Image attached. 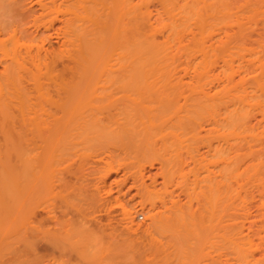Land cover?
<instances>
[{
  "label": "bare ground",
  "instance_id": "6f19581e",
  "mask_svg": "<svg viewBox=\"0 0 264 264\" xmlns=\"http://www.w3.org/2000/svg\"><path fill=\"white\" fill-rule=\"evenodd\" d=\"M32 1L29 6L24 0H0V203L17 204L16 209L19 205L21 262L38 264L36 203L51 187L58 153L67 149L62 147L66 145L62 128L71 126L79 139L87 130L107 126L109 120H129L136 103L145 107L155 102H136L128 95L124 103L117 97L119 103L114 104L109 99L116 92L111 89L167 86L181 95L186 92L182 100L156 106L184 132L187 127L195 131L191 128L196 126L197 136L199 129L205 132L199 139L206 142L207 151L200 160L191 157L194 181L186 191L197 197L201 192L210 205L258 204L264 217V0ZM29 19L43 32L32 33ZM51 38L60 39V46L49 51L45 46ZM23 75H29L32 91L25 87ZM13 103L15 116L9 110ZM142 179L133 180L140 192L146 188ZM162 205L160 213L145 209L149 230L139 229L140 239L176 256L174 264L180 263L178 258L191 264L200 246L196 233L194 237L191 233L196 230L194 211L181 209L175 201ZM127 211L125 215L132 216ZM129 223V229L137 231L132 219ZM253 229L247 231L250 236L263 230ZM237 232L231 243L235 264H264V251L256 254L264 250L256 248L264 245L262 235L256 246L247 233ZM222 233L218 232L226 235ZM189 245L191 251L196 248L192 253ZM227 258L222 262L217 256L212 263L230 264L232 259Z\"/></svg>",
  "mask_w": 264,
  "mask_h": 264
},
{
  "label": "rangeland",
  "instance_id": "374dc122",
  "mask_svg": "<svg viewBox=\"0 0 264 264\" xmlns=\"http://www.w3.org/2000/svg\"><path fill=\"white\" fill-rule=\"evenodd\" d=\"M32 2V0H24V3L29 6ZM31 21H29L30 24L32 23L30 31L35 35L42 33L43 29L36 30ZM48 33L52 32L49 31ZM51 39V42L48 40L49 42H46L47 46H45L49 47V51L56 50L60 46V39H57V42L56 38ZM24 77H26V80H22L27 82V84L24 83L25 87L31 90L29 86L32 85L30 84L29 75ZM140 86L132 91L109 90L111 93L116 92L109 99H112L111 101L114 104L119 103L118 98L121 100L120 103H124L128 95L134 97L136 102L141 99L155 101L151 106L145 107L136 103L130 112L129 120L123 118L117 123H110L111 120H109L107 126H99L100 128L97 127L93 131L90 129L85 133L82 132L84 134L79 136L84 137L85 135L87 142L82 141L83 137L78 139V135L71 130V126L65 125L62 128L65 130H62V145L66 144V147H62L67 149L62 150L64 156H61V151L58 153L60 156L54 160L56 161L53 165L54 170L52 168L51 187L39 196L38 203H36L38 248L34 259L38 264L41 261L42 264H155L156 262L157 264H174L176 256L171 258L173 255L170 254L171 257L170 255L167 256L166 253L151 247L144 238L140 239V230H147L146 224L150 221L146 214L144 215L145 209H148V211L146 210L147 213L158 212V210V213H160V211H163V202L169 207L171 202L175 201L181 209L194 211L193 220L195 219L196 224L194 229L197 231L191 233L193 237L196 233L197 244L202 245V247L198 245L196 248H199L202 253L199 249L195 251L196 248L191 251L193 241H196L195 238L191 237L194 240L192 246H188L190 252L195 251V253H198L194 254L196 259L192 258L194 260L193 264H211L212 261L215 263L217 256L222 262H225L226 258L229 257L227 259L231 258L232 260L228 262L232 263L233 261L235 264L234 256L231 255V243L235 242V234L239 230L245 235L247 233L249 238H253L252 241L254 240L253 243L256 246H258V242L261 243L258 237L264 238V217L260 214L261 206L258 204L210 205L208 198V201L205 197L203 198L201 192L202 195L198 192V197L200 195L202 197L200 196L201 198L198 199L196 195H194L195 197L192 195L191 190L186 191L185 188H191L194 181L191 170L194 163L191 157L195 158L196 156L195 159L200 160V157L205 156L207 151V146L204 145L206 142L202 141L200 136L201 134L205 136V132L199 129V135L197 136V126L191 128V130L196 129V134L193 130L188 131L189 127L186 128L187 132H184L179 125V127L172 125L167 120L166 113L161 115V110L156 106H159L157 103L167 102L169 99L182 100V96H186L187 93L181 95V92L173 91L172 87L167 89V86H159L153 90H144ZM94 98L100 99V96ZM9 110L14 116L16 115L15 103L11 105ZM12 121H15V118ZM67 135L68 138L65 139ZM199 137L201 138L199 139ZM76 145L79 146L76 147ZM69 147H71L70 150H68ZM65 151H69V153ZM162 160L166 161L163 167H161ZM140 173L142 174L141 177L138 176ZM143 177L144 179H142ZM140 178L146 181V188L143 189L146 193L142 189H140L141 192L136 189L137 185L134 184L136 182L133 180H137L138 183L141 181ZM198 183L197 185H200V182ZM139 194H142L143 198ZM42 200L44 201L42 202ZM199 200H206L205 204L208 207L204 204V201H200L202 204L200 202L198 204ZM2 203H0V264H24L23 261L21 262L22 259H19L18 254L19 241L17 239H19L18 233L22 226V219L18 210L19 205L16 209L17 204L5 203L7 205L2 206ZM139 203L143 210L140 209L142 207ZM152 205L153 208H151ZM200 205L201 207H198ZM11 206H14L13 209ZM197 208H200V213L199 211L197 213ZM127 209L132 211V216L125 215L123 211ZM149 210L153 211L149 212ZM14 211L16 213H13ZM128 211L126 214L130 215V211ZM1 213L6 214V217L2 216ZM194 216H200V219H196ZM129 219L135 222L134 225H136L135 229L137 228V231L129 229ZM260 224L262 225L260 226ZM257 227L263 229L262 232L260 231L259 236H250L247 231L250 229L255 230ZM133 232H136L135 235L137 232L139 233L135 236ZM218 232L219 234L225 232L226 235L224 234L222 237ZM130 233L132 234L130 235ZM211 233L213 234L211 235ZM204 236H206V240ZM261 241L264 243V240L261 239ZM261 244L260 247H255L262 248L264 245L261 246ZM260 250L264 251L262 249L256 250L258 251L256 254L264 253ZM187 251L189 250L187 249ZM254 256L257 257L258 255L256 256L254 253ZM169 257L173 263H171ZM178 260L182 264L183 260L180 258ZM184 262H187V260Z\"/></svg>",
  "mask_w": 264,
  "mask_h": 264
}]
</instances>
